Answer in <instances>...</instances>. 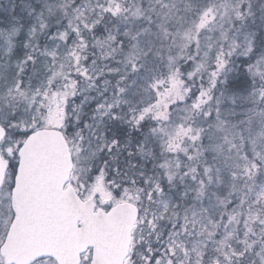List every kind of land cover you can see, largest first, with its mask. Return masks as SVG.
<instances>
[{
  "label": "snow or ice",
  "instance_id": "1",
  "mask_svg": "<svg viewBox=\"0 0 264 264\" xmlns=\"http://www.w3.org/2000/svg\"><path fill=\"white\" fill-rule=\"evenodd\" d=\"M0 264H264V0H0Z\"/></svg>",
  "mask_w": 264,
  "mask_h": 264
}]
</instances>
